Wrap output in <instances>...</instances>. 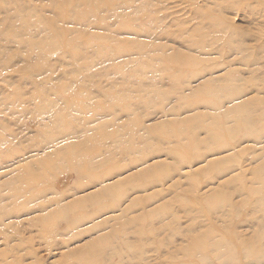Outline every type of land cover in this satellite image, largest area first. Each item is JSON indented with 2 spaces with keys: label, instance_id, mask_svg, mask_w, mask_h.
<instances>
[{
  "label": "rangeland",
  "instance_id": "rangeland-1",
  "mask_svg": "<svg viewBox=\"0 0 264 264\" xmlns=\"http://www.w3.org/2000/svg\"><path fill=\"white\" fill-rule=\"evenodd\" d=\"M0 264H264V0H0Z\"/></svg>",
  "mask_w": 264,
  "mask_h": 264
}]
</instances>
